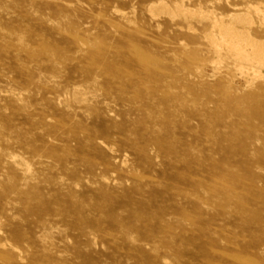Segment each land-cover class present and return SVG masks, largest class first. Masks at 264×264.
<instances>
[{"label":"rangeland","instance_id":"rangeland-1","mask_svg":"<svg viewBox=\"0 0 264 264\" xmlns=\"http://www.w3.org/2000/svg\"><path fill=\"white\" fill-rule=\"evenodd\" d=\"M181 2L264 10L0 0V264H264V80Z\"/></svg>","mask_w":264,"mask_h":264},{"label":"bare ground","instance_id":"bare-ground-1","mask_svg":"<svg viewBox=\"0 0 264 264\" xmlns=\"http://www.w3.org/2000/svg\"><path fill=\"white\" fill-rule=\"evenodd\" d=\"M182 3L174 5L176 13L184 17L188 15L194 17L193 14L196 12L208 21L209 30L206 37L209 39L208 42H210L212 49L214 48L219 55L215 64L221 65L223 63L220 54L222 51H226L234 70H238L239 73L242 72L243 76L250 77L252 83L253 81L256 82L257 79L264 80V40L256 38L249 31V28L253 25L251 11L258 19L259 28L264 29V10H261L258 5H250L243 10L217 17L212 13L201 11V7L192 10L195 11L192 12ZM162 6L165 7L164 4ZM238 26H241V28ZM246 83L250 84L247 81Z\"/></svg>","mask_w":264,"mask_h":264}]
</instances>
